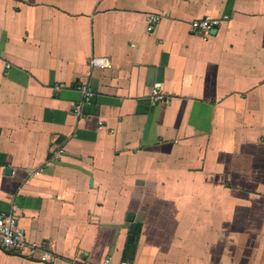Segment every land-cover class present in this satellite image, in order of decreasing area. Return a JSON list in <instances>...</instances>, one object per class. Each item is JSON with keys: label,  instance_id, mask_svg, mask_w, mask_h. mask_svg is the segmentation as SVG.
Returning <instances> with one entry per match:
<instances>
[{"label": "crops", "instance_id": "obj_1", "mask_svg": "<svg viewBox=\"0 0 264 264\" xmlns=\"http://www.w3.org/2000/svg\"><path fill=\"white\" fill-rule=\"evenodd\" d=\"M7 215L0 264H264V0H0Z\"/></svg>", "mask_w": 264, "mask_h": 264}, {"label": "built area", "instance_id": "obj_2", "mask_svg": "<svg viewBox=\"0 0 264 264\" xmlns=\"http://www.w3.org/2000/svg\"><path fill=\"white\" fill-rule=\"evenodd\" d=\"M159 21V18H151L150 30L154 29V26ZM220 21L212 17H204L202 19L195 20L192 23V29L195 32H200L204 35H211V33L220 26ZM93 67L104 68L105 64L102 59H93ZM78 90L82 93L85 101L89 102L93 98V93L87 84L78 87ZM153 100L155 103H163L168 99L165 96L160 95L157 91L153 92ZM64 155V150L61 149L55 154V159L59 160ZM42 172V170L40 171ZM39 174V172H37ZM0 248L6 252L24 255L28 258H35V256L40 252L39 247L31 244L27 241L23 231L18 225V219L14 215L0 216ZM51 256L46 254L40 259L41 262H48ZM79 264H89L86 262H81ZM104 264H111V260H106ZM130 264V263H122Z\"/></svg>", "mask_w": 264, "mask_h": 264}, {"label": "water", "instance_id": "obj_3", "mask_svg": "<svg viewBox=\"0 0 264 264\" xmlns=\"http://www.w3.org/2000/svg\"><path fill=\"white\" fill-rule=\"evenodd\" d=\"M216 32V31H214ZM7 173H10V170H8ZM128 222H130L132 225H131V228H130V236H129V243H133L134 241V238H135V235L136 233L139 231L138 228H137V224L134 223V216L133 215H129L128 216Z\"/></svg>", "mask_w": 264, "mask_h": 264}]
</instances>
